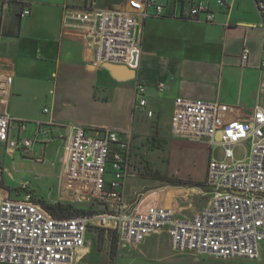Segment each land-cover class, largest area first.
Listing matches in <instances>:
<instances>
[{
	"label": "crops",
	"instance_id": "0c3cea01",
	"mask_svg": "<svg viewBox=\"0 0 264 264\" xmlns=\"http://www.w3.org/2000/svg\"><path fill=\"white\" fill-rule=\"evenodd\" d=\"M94 1L95 7L103 9L128 6V0ZM159 1L165 5L164 14L152 13L144 21L136 73L126 78L116 75L104 63H97L94 49L83 37L87 0H24L31 10L26 17L20 15L22 3L0 6V114L27 122L26 131L18 135L35 138L40 131L39 138L47 142L43 151L31 149L14 154L0 144V150L12 162L28 165L37 158L57 165L59 171L66 170V145L73 125L85 126L91 133L105 128L129 130L133 148L142 134L140 126L156 115L161 120L167 109L171 128L178 97L220 102L222 122L235 118L250 121L255 110L264 106V17L256 1L229 0L227 7H220L217 0ZM199 1L214 11V20L208 21L205 13L196 18L185 16ZM245 47L251 51L247 66L241 64ZM138 83L146 86V108L137 103ZM160 84L164 85L162 89ZM148 111H153V115L149 116ZM157 126L154 121L155 131ZM122 136L127 138L125 133ZM172 141L185 159L204 161L201 172H196L193 161L186 175L140 181L136 170L135 176L125 183L122 202L174 207L181 218L208 205L209 196L190 195V186L168 181H202L212 160L213 145L207 140L173 137ZM133 155L134 152L132 158ZM1 161L0 158L1 192L13 198L23 197L25 193L12 196L10 189L21 183L7 184L6 167ZM107 176L106 189L114 179L113 172ZM68 188L71 187L65 178L63 191H71ZM73 190L74 195L82 194L76 186ZM106 202L109 208L111 202ZM263 244L264 241L259 260L220 259L193 251H175L168 233L161 230L138 244L117 239L113 254L112 234L91 229L75 264H264Z\"/></svg>",
	"mask_w": 264,
	"mask_h": 264
},
{
	"label": "built area",
	"instance_id": "2783aa9c",
	"mask_svg": "<svg viewBox=\"0 0 264 264\" xmlns=\"http://www.w3.org/2000/svg\"><path fill=\"white\" fill-rule=\"evenodd\" d=\"M83 11L86 26L81 31L94 49L97 63L123 64L136 67L142 47L143 23L152 15L162 16L165 5L159 0H128L127 7L103 9L94 0ZM264 17V0H255ZM22 3L20 15L31 10L24 0H0L7 8ZM227 7L229 0H217ZM206 14L208 21L215 13L199 1L185 16ZM250 48L241 53V64L247 66ZM264 69V60L261 63ZM163 84L159 85L162 89ZM137 103L146 108V86L138 83ZM45 111H48L45 108ZM149 116L153 111H148ZM26 121L0 114V144L10 154L28 153L37 142H43L38 131L35 138L24 137ZM91 133L82 125L71 126L66 145L67 182L79 192L94 190L110 201L107 211L93 215L58 218L36 197L25 192L21 198L4 195L0 186V262L9 264H75L80 249L86 246L92 226L113 230L120 241L143 242L153 233L165 230L175 251L195 253L220 259H261L264 241V106H259L250 121L221 120L218 101L178 97L172 122L173 137L180 140H207L215 143L218 132L225 147L222 161L210 160L200 184L191 185L190 195L209 196L208 205L190 217L177 216L176 208L155 203L128 205L122 202L126 181L133 176L131 131L114 128ZM127 135V138L122 136ZM249 144V155L237 160L234 147ZM112 165L114 179L106 189L105 174ZM77 193V192H76ZM79 199L85 198L76 195ZM80 196V197H79Z\"/></svg>",
	"mask_w": 264,
	"mask_h": 264
},
{
	"label": "rangeland",
	"instance_id": "374dc122",
	"mask_svg": "<svg viewBox=\"0 0 264 264\" xmlns=\"http://www.w3.org/2000/svg\"><path fill=\"white\" fill-rule=\"evenodd\" d=\"M104 1L109 3L123 2L122 0ZM154 121L158 125L156 131L153 127ZM170 124V112L167 109L161 120H158L156 115L153 119L145 122L143 126L141 125L142 127L140 126L142 134H140V140L136 142V146L132 148L135 156L133 155L132 158V165L134 164V167H131L133 173L137 170L135 175L137 178H141L139 179L140 181H144L143 179L149 180L151 177L152 179L164 180L165 178L163 177L170 174L186 175L190 168L193 167V161L195 162L196 172H201L204 161L185 159L184 156L180 155V152L182 154L183 152L172 141V125L170 128ZM220 142L221 134L218 132L215 137V143L211 148L213 161H222L225 158V147ZM46 144V141L37 142L31 149H41L43 151V146ZM234 154L237 160L245 159L249 155V144L242 143L236 145L234 147ZM0 158L2 159L3 167H6L5 178L7 184L16 185V183H21L20 186H12L13 188L10 189L12 196L30 191L34 197L47 203L62 202L72 204L76 209H91L96 211V214L108 210L106 200L98 196V192L94 190H88L86 193L83 192L81 196L85 198L82 199L76 196L78 192L74 195L75 190L73 188H68L71 191L64 192V179L67 177V171L64 169L59 171V167L53 163L52 166L50 161L46 160L43 162L36 158L34 162L25 165L18 161L12 162L6 153L1 150ZM60 162L64 163V159H60ZM133 168L135 170H132ZM107 174L108 172H106L105 178L108 177ZM174 184L176 183L174 182ZM182 185L187 187L185 184ZM195 197L201 198L199 196ZM78 213L75 212V214ZM91 229L100 232L109 231V233L115 234L113 230L105 227L92 226Z\"/></svg>",
	"mask_w": 264,
	"mask_h": 264
},
{
	"label": "trees",
	"instance_id": "16d2710c",
	"mask_svg": "<svg viewBox=\"0 0 264 264\" xmlns=\"http://www.w3.org/2000/svg\"><path fill=\"white\" fill-rule=\"evenodd\" d=\"M112 165L108 164V172L111 171ZM171 183H176L177 185L185 184L187 186L200 184L199 181H191V180H181V179H171L169 180ZM30 192V191H28ZM32 193V192H30ZM40 203L43 205L45 209H47L50 213L53 214V216L58 218H67V217H75L79 215H93L96 214L94 210L91 209H76L74 205L72 204H65L62 202H56V203H47L43 200L38 199ZM75 212H79L78 214H75ZM115 233V232H114ZM117 235L112 234V253L114 254L117 249Z\"/></svg>",
	"mask_w": 264,
	"mask_h": 264
},
{
	"label": "water",
	"instance_id": "95a60500",
	"mask_svg": "<svg viewBox=\"0 0 264 264\" xmlns=\"http://www.w3.org/2000/svg\"><path fill=\"white\" fill-rule=\"evenodd\" d=\"M137 59L133 62L134 65H136ZM105 67L110 69L112 72H114L116 75H119L120 77L126 78V77H134L135 76V67H129L127 65L123 64H115L106 62L104 63Z\"/></svg>",
	"mask_w": 264,
	"mask_h": 264
}]
</instances>
